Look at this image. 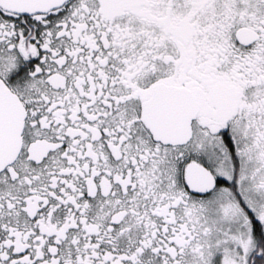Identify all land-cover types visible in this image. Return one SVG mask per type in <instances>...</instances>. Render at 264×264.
I'll return each instance as SVG.
<instances>
[{
  "label": "snow or ice",
  "instance_id": "1",
  "mask_svg": "<svg viewBox=\"0 0 264 264\" xmlns=\"http://www.w3.org/2000/svg\"><path fill=\"white\" fill-rule=\"evenodd\" d=\"M0 264H264V0H0Z\"/></svg>",
  "mask_w": 264,
  "mask_h": 264
}]
</instances>
